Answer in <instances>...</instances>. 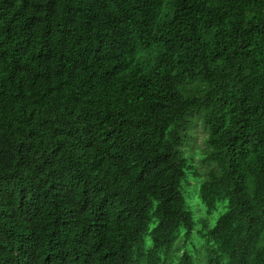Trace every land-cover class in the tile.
<instances>
[{
  "label": "trees",
  "instance_id": "16d2710c",
  "mask_svg": "<svg viewBox=\"0 0 264 264\" xmlns=\"http://www.w3.org/2000/svg\"><path fill=\"white\" fill-rule=\"evenodd\" d=\"M0 264H264V0H0Z\"/></svg>",
  "mask_w": 264,
  "mask_h": 264
},
{
  "label": "rangeland",
  "instance_id": "374dc122",
  "mask_svg": "<svg viewBox=\"0 0 264 264\" xmlns=\"http://www.w3.org/2000/svg\"><path fill=\"white\" fill-rule=\"evenodd\" d=\"M206 135L207 133L203 125L201 124V122H198V124L192 131V138L189 141L190 147L194 149H202L205 146ZM187 147L188 146H186L185 148ZM198 158L199 156L196 155V160ZM186 196L187 201L189 202V205L191 206V209L193 210L195 217L198 220L201 219V217L203 216H207L209 217L210 221L214 223L217 217L219 216V213L223 209V204H220L216 210H214L212 213H209L206 205L199 196L198 189L195 186L186 189Z\"/></svg>",
  "mask_w": 264,
  "mask_h": 264
}]
</instances>
